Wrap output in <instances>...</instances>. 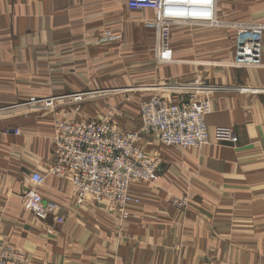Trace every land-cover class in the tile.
Masks as SVG:
<instances>
[{
  "label": "crops",
  "instance_id": "0c3cea01",
  "mask_svg": "<svg viewBox=\"0 0 264 264\" xmlns=\"http://www.w3.org/2000/svg\"><path fill=\"white\" fill-rule=\"evenodd\" d=\"M215 18L212 26L172 25L174 62L159 63L151 9L124 0H0L5 242L37 264H264V34L262 65L236 67L235 31L224 25L264 23V0H216ZM194 79L221 86L205 118L211 142L179 151L143 133L159 179L131 185L141 202L128 206L122 230L106 202L77 205L70 182L54 175L37 190L64 222L24 209L30 174L47 173L53 159L54 121L108 118L120 131L139 129V103L154 87ZM219 126L232 129L235 145L213 141ZM182 197L185 207L173 203Z\"/></svg>",
  "mask_w": 264,
  "mask_h": 264
},
{
  "label": "built area",
  "instance_id": "2783aa9c",
  "mask_svg": "<svg viewBox=\"0 0 264 264\" xmlns=\"http://www.w3.org/2000/svg\"><path fill=\"white\" fill-rule=\"evenodd\" d=\"M131 10L151 9L157 15V55L159 63H172L170 28L175 24L217 25L216 0H124ZM221 24V23H220ZM235 31L236 67L261 66L264 23L232 22ZM108 39H113L107 35ZM221 86L194 79L181 85L156 86L139 103L140 127L120 131L110 119H57L53 123L54 156L47 173L30 174L32 187L22 195V204L41 219L51 216L60 225L64 218L59 205L44 200L37 187L45 183L47 175L66 179L77 205L106 202L107 213L118 223L119 230L131 216L129 205H138L141 199L131 192L133 183L155 184L159 179V161L147 153L142 145V134L158 137L161 144L176 150L200 149L211 142L206 116L211 111L210 94ZM162 92L176 94L167 98ZM81 94H74L80 97ZM19 133V130H13ZM216 143L235 145L237 137L229 127H216ZM185 207L186 197L173 201ZM57 228H51L56 233ZM0 264H37L1 238Z\"/></svg>",
  "mask_w": 264,
  "mask_h": 264
}]
</instances>
